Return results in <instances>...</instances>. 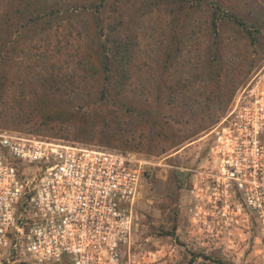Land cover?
<instances>
[{
	"label": "trees",
	"instance_id": "1",
	"mask_svg": "<svg viewBox=\"0 0 264 264\" xmlns=\"http://www.w3.org/2000/svg\"><path fill=\"white\" fill-rule=\"evenodd\" d=\"M263 58L264 0H0V130L163 155Z\"/></svg>",
	"mask_w": 264,
	"mask_h": 264
},
{
	"label": "built area",
	"instance_id": "2",
	"mask_svg": "<svg viewBox=\"0 0 264 264\" xmlns=\"http://www.w3.org/2000/svg\"><path fill=\"white\" fill-rule=\"evenodd\" d=\"M185 215L206 240L255 228L264 258V81L206 134ZM135 154L0 132V252L50 264H132Z\"/></svg>",
	"mask_w": 264,
	"mask_h": 264
},
{
	"label": "rangeland",
	"instance_id": "3",
	"mask_svg": "<svg viewBox=\"0 0 264 264\" xmlns=\"http://www.w3.org/2000/svg\"><path fill=\"white\" fill-rule=\"evenodd\" d=\"M259 80L264 81V58L252 70L247 82L237 90L233 99L248 93ZM210 129L211 127L177 151H169L159 156L130 153L147 163L141 177L139 199L134 207L135 226L130 251L132 264H210L203 262L200 257L193 260L194 254H203L225 263L264 264V258L255 243L254 227L248 232L231 231L232 234L225 235L221 242L210 241L197 232L196 226L188 223L184 214L190 171L206 165L208 142L206 134ZM0 132L10 131L0 130ZM85 147L114 150L96 140ZM176 194L178 200L175 202ZM175 211H177L175 215L177 227L174 235L171 236L166 234V231L170 230ZM0 264L50 263H39L1 251Z\"/></svg>",
	"mask_w": 264,
	"mask_h": 264
}]
</instances>
